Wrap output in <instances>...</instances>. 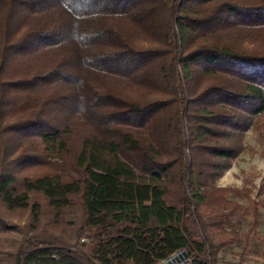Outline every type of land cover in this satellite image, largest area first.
<instances>
[{"label":"trees","instance_id":"trees-1","mask_svg":"<svg viewBox=\"0 0 264 264\" xmlns=\"http://www.w3.org/2000/svg\"><path fill=\"white\" fill-rule=\"evenodd\" d=\"M250 131L264 0H0V264H221Z\"/></svg>","mask_w":264,"mask_h":264},{"label":"rangeland","instance_id":"rangeland-1","mask_svg":"<svg viewBox=\"0 0 264 264\" xmlns=\"http://www.w3.org/2000/svg\"><path fill=\"white\" fill-rule=\"evenodd\" d=\"M247 150L233 162L231 169L226 171L218 180L223 187H246L252 191L255 198L264 178V158L261 156L262 144L256 132L250 131L245 139ZM242 204L247 206V202ZM261 227L250 237L248 242H243L221 255V264H264V244L257 238L264 239V208L261 209ZM248 225L242 228V233L247 232ZM161 264H164L162 262Z\"/></svg>","mask_w":264,"mask_h":264},{"label":"water","instance_id":"water-1","mask_svg":"<svg viewBox=\"0 0 264 264\" xmlns=\"http://www.w3.org/2000/svg\"><path fill=\"white\" fill-rule=\"evenodd\" d=\"M175 258H177L178 260L180 258H186V259H188L186 253L183 250H181V251L175 253L174 255H172L171 257H169L166 260L167 261V264H175V262H173L174 261L173 259H175Z\"/></svg>","mask_w":264,"mask_h":264},{"label":"built area","instance_id":"built-area-1","mask_svg":"<svg viewBox=\"0 0 264 264\" xmlns=\"http://www.w3.org/2000/svg\"><path fill=\"white\" fill-rule=\"evenodd\" d=\"M178 261H179L178 264H186V262L188 261V259H186V258H180ZM164 264H167V261H164Z\"/></svg>","mask_w":264,"mask_h":264},{"label":"bare ground","instance_id":"bare-ground-1","mask_svg":"<svg viewBox=\"0 0 264 264\" xmlns=\"http://www.w3.org/2000/svg\"><path fill=\"white\" fill-rule=\"evenodd\" d=\"M173 260H174L173 262H175V264H178V263H179V261H178L177 258H175V259H173Z\"/></svg>","mask_w":264,"mask_h":264},{"label":"crops","instance_id":"crops-1","mask_svg":"<svg viewBox=\"0 0 264 264\" xmlns=\"http://www.w3.org/2000/svg\"><path fill=\"white\" fill-rule=\"evenodd\" d=\"M218 186H219V187H223V186H220L219 184H218ZM260 227H261V226H260Z\"/></svg>","mask_w":264,"mask_h":264}]
</instances>
